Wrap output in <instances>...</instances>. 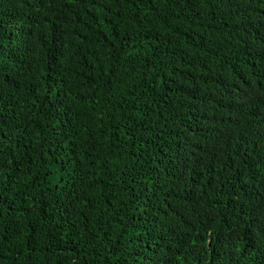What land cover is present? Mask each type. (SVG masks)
I'll return each mask as SVG.
<instances>
[{
  "label": "trees",
  "instance_id": "obj_1",
  "mask_svg": "<svg viewBox=\"0 0 264 264\" xmlns=\"http://www.w3.org/2000/svg\"><path fill=\"white\" fill-rule=\"evenodd\" d=\"M0 264H264V0H0Z\"/></svg>",
  "mask_w": 264,
  "mask_h": 264
}]
</instances>
